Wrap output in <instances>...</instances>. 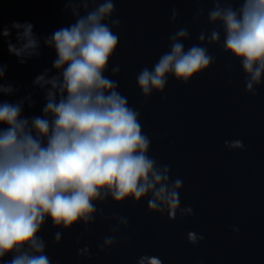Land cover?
<instances>
[{
	"label": "clouds",
	"instance_id": "clouds-1",
	"mask_svg": "<svg viewBox=\"0 0 264 264\" xmlns=\"http://www.w3.org/2000/svg\"><path fill=\"white\" fill-rule=\"evenodd\" d=\"M207 10L210 32L201 31L199 43L185 49L189 30L180 27L169 36V50L151 69L144 67L136 77L143 97L163 94L172 76L187 85L212 67L216 58L208 45H219L240 62L245 89L255 96L264 83V0H212ZM74 22L43 38L54 49L52 69H44L33 86L44 92L42 115L26 117L24 105L34 107L31 94L15 102L0 100V262L2 264H53L46 241L39 234L47 221L56 229L95 223L97 204L109 198L119 205L147 199L149 213L175 220L193 215L181 207L183 181L172 179L168 164L149 155L151 139L144 133L140 111L131 107L118 90V81L105 75L115 55L119 18H113L115 0H66ZM197 8L195 19L204 14ZM83 13V14H82ZM178 19L173 8L170 20ZM30 22L13 21L0 27V38L16 30V43L7 39V50L20 64L40 55V38ZM223 33V40H221ZM54 71L55 74L50 75ZM7 66L0 63V97L18 92L5 83ZM118 76L120 66L111 68ZM230 82V81H229ZM229 149H244L241 140H226ZM99 215L103 217L102 209ZM111 235L98 244L109 251L117 234L128 227L125 216L115 215ZM232 230L239 231L233 226ZM204 236L187 233L196 245ZM62 232L56 231L59 245ZM78 256L91 258L89 247L77 249ZM11 256L10 260H5ZM136 264H162L156 256L142 255ZM202 264V262H201Z\"/></svg>",
	"mask_w": 264,
	"mask_h": 264
}]
</instances>
